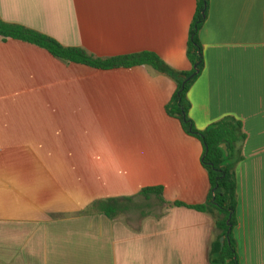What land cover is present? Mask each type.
<instances>
[{
    "label": "crops",
    "instance_id": "obj_1",
    "mask_svg": "<svg viewBox=\"0 0 264 264\" xmlns=\"http://www.w3.org/2000/svg\"><path fill=\"white\" fill-rule=\"evenodd\" d=\"M197 6L0 0V19L97 58L151 52L189 72ZM200 39L190 118L199 131L242 124L234 235L240 264H264V0H210ZM177 91L148 66L97 70L0 36V264H212L215 219L193 209L211 193L204 145L170 114ZM113 199L115 218L95 207Z\"/></svg>",
    "mask_w": 264,
    "mask_h": 264
},
{
    "label": "trees",
    "instance_id": "obj_2",
    "mask_svg": "<svg viewBox=\"0 0 264 264\" xmlns=\"http://www.w3.org/2000/svg\"><path fill=\"white\" fill-rule=\"evenodd\" d=\"M209 6L210 0H198L187 50L188 59L192 64V70L189 72L172 70L158 55L151 52L110 59L97 58L82 48L65 47L47 35L21 25L6 23L1 19L0 36L38 46L66 63L81 64L97 70L148 66L175 79L178 91L169 112L179 118L186 131L204 145L203 165L209 174L211 193L206 204L195 206L193 209L209 214L215 219V239L211 247L210 261L212 264H240L238 243L234 235L237 225L238 190L230 160L236 145L244 138L242 124L234 118H226L206 131H199L190 118L191 103L188 95L205 68L200 32L206 23ZM223 144L228 148V155L221 148ZM141 194L146 198L157 195L161 202H165L161 188H147ZM126 201L130 202L131 199ZM123 203L121 199H113L98 202L95 207L107 217L115 218L122 212ZM176 206L184 205L176 203Z\"/></svg>",
    "mask_w": 264,
    "mask_h": 264
},
{
    "label": "water",
    "instance_id": "obj_3",
    "mask_svg": "<svg viewBox=\"0 0 264 264\" xmlns=\"http://www.w3.org/2000/svg\"><path fill=\"white\" fill-rule=\"evenodd\" d=\"M221 148L224 149V151L226 152V155H228V148L225 144L221 145ZM225 239H222V243H224Z\"/></svg>",
    "mask_w": 264,
    "mask_h": 264
}]
</instances>
